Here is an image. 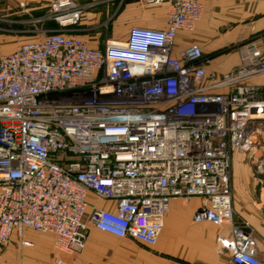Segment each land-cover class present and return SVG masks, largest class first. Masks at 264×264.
I'll return each mask as SVG.
<instances>
[{
  "label": "built area",
  "instance_id": "obj_1",
  "mask_svg": "<svg viewBox=\"0 0 264 264\" xmlns=\"http://www.w3.org/2000/svg\"><path fill=\"white\" fill-rule=\"evenodd\" d=\"M139 2L167 6L164 28L133 27L99 50L67 33L100 3L52 0L39 22L57 31L0 51V247L29 229L77 254L89 228L154 247L171 201L197 197L194 223L229 226L216 242L231 263L263 264L248 224L233 225L230 166L237 151L260 168L264 85L252 80L264 43L240 44L218 77L197 44H176L201 20L199 2Z\"/></svg>",
  "mask_w": 264,
  "mask_h": 264
},
{
  "label": "crops",
  "instance_id": "obj_2",
  "mask_svg": "<svg viewBox=\"0 0 264 264\" xmlns=\"http://www.w3.org/2000/svg\"><path fill=\"white\" fill-rule=\"evenodd\" d=\"M51 1L0 0V11L16 16L23 12L18 4H25V13L36 14L47 10ZM77 1H96L103 6V11H108L118 0ZM196 1L203 7L201 20L192 33L179 32L176 44L179 48L197 44L212 59L208 73L220 77L235 68L240 44L256 39L264 43V0ZM126 2L130 4L120 12L113 28H164L167 6L152 10L136 6L139 0ZM95 13L92 15L100 14ZM252 83L264 85V75L253 79ZM257 145L260 168L241 152L231 155L232 220L233 225L248 224L245 232L254 242V256L264 264V129ZM92 202L101 209L112 208L111 203L93 201V196L89 195V203ZM205 204L204 199L197 197L172 200L154 247L89 228L87 250L66 255L54 250L53 236L26 229L21 237L12 234L10 241L0 247V264H57L58 260L60 264H232L230 253L216 242L218 236H229V226L193 222L195 211ZM21 240L30 245L22 246Z\"/></svg>",
  "mask_w": 264,
  "mask_h": 264
},
{
  "label": "rangeland",
  "instance_id": "obj_3",
  "mask_svg": "<svg viewBox=\"0 0 264 264\" xmlns=\"http://www.w3.org/2000/svg\"><path fill=\"white\" fill-rule=\"evenodd\" d=\"M127 0H119L109 6L108 11H103V6H96L88 9L83 15L80 23L70 29L67 35L84 40L92 48L102 50L108 41L123 40L129 29L121 27L113 28L120 12L130 4ZM145 9H159V7L149 8L141 3L135 4ZM21 14L13 16L6 12L0 11V51L3 54L12 52L16 45L28 42L38 41L44 36L50 35L57 31L53 23H41L39 20L45 15L47 10L36 14L25 13V4H18ZM99 11V12H98ZM93 12L100 13L92 15ZM95 13V14H96ZM121 243V240H115ZM88 242V240H87ZM87 242L82 251L87 250ZM104 245V244H101Z\"/></svg>",
  "mask_w": 264,
  "mask_h": 264
}]
</instances>
